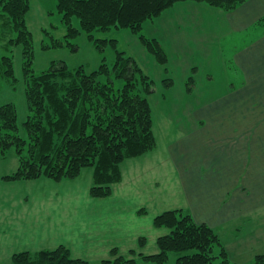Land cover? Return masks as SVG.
<instances>
[{"label": "trees", "instance_id": "obj_1", "mask_svg": "<svg viewBox=\"0 0 264 264\" xmlns=\"http://www.w3.org/2000/svg\"><path fill=\"white\" fill-rule=\"evenodd\" d=\"M249 0H58L57 13L66 31L63 39L52 40L45 48L71 47V39L82 33L127 30L137 36L146 52L168 70L170 57L156 39L142 34L146 23L160 18L177 4L197 3L233 12ZM30 0H0V87L4 78L13 79L11 56L1 53L19 46L23 51L27 103L31 114L24 123L27 138L20 134L18 112L14 104L0 107L1 156L15 150L18 170L4 177L9 182H55L78 179L86 168L93 169V199H107L123 178L125 161L143 156L156 147L153 108L150 97L156 94L155 81L145 74L138 62L116 49V40H99L116 49V63L105 62L92 72L84 66L71 71L65 62H53L35 73V42L28 28ZM78 21L79 27L75 22ZM95 42V40H94ZM97 48L102 49L100 44ZM121 80V88L116 86ZM172 82L166 79L164 82ZM194 83L189 78L187 86ZM167 84V83H166ZM172 86V85H171ZM170 86H167L169 88ZM190 89V88H189ZM142 209L139 215H145ZM156 229L169 231L157 239L158 252L153 255L130 251L120 255L117 248L102 264H138L137 258L150 264H237L231 261L218 232L207 224L197 223L183 209L168 210L154 219ZM12 264H90L74 258L71 249L61 245L37 253L23 251L13 255ZM264 264V255L253 262Z\"/></svg>", "mask_w": 264, "mask_h": 264}, {"label": "crops", "instance_id": "obj_2", "mask_svg": "<svg viewBox=\"0 0 264 264\" xmlns=\"http://www.w3.org/2000/svg\"><path fill=\"white\" fill-rule=\"evenodd\" d=\"M149 37L156 38L170 57L168 70L157 68L158 75L170 76L171 88L180 80L175 93L184 99L179 105L174 99V116H170L173 107L162 108L164 122L172 128L165 131L161 126L160 141L154 127L156 147L125 161L123 175L124 170L128 175L129 164L138 172L126 181L123 176L117 185H140L146 200L139 206L156 210L164 198L166 210L190 212L197 223L218 232L231 261L248 263L249 257L264 255V0H249L229 13L191 2L177 4L153 23ZM191 77L195 82L187 86ZM161 99L165 104L166 96ZM180 110L187 116L177 120H182L183 128L172 124ZM165 173L171 179L168 185ZM164 193L177 202L167 204ZM20 216H0V243L32 233L10 224L9 219L20 222ZM30 216L35 215L24 218L32 223ZM49 217L54 228H64L59 216ZM39 247L38 251L55 249ZM37 250L14 249L10 258Z\"/></svg>", "mask_w": 264, "mask_h": 264}, {"label": "rangeland", "instance_id": "obj_3", "mask_svg": "<svg viewBox=\"0 0 264 264\" xmlns=\"http://www.w3.org/2000/svg\"><path fill=\"white\" fill-rule=\"evenodd\" d=\"M30 3L31 10L27 21L28 28L33 33L35 42V73H41L47 70L53 62L60 61L65 62L71 71L84 66L88 72H92L98 69L103 62L112 68L117 59L116 49L125 52L126 56L132 57L138 62L145 74H148V72L153 74V76L149 77L155 81L156 94L150 97V102L153 108L155 131L160 141H162L161 126L165 127V131L169 127L172 128L170 123L164 122L162 108L169 106L171 109L175 103L174 99L178 105L182 104L184 95L175 93L180 90V80H176L173 88H167L172 83L167 81L166 84L164 80L171 79V77L166 76L162 78L161 75H158L161 72H157L156 69H161V67L154 59H148L146 50H144L145 53L142 51L145 57L142 55L141 49L143 47L138 41L137 36L127 30H112L109 33L96 32L93 39H90L88 34L82 33L79 37L71 39L75 50L71 47L45 48L47 45L52 44L50 35H46V32L56 39H63L66 34L65 29L61 25V16L56 10L58 0H30ZM158 19L154 22H157ZM75 24L79 27L78 21ZM152 26V22L146 23L142 34L149 37ZM112 39L117 41L116 49L111 43L104 45L99 42V40ZM97 44H100L102 49L97 48ZM1 53L12 57L16 80L2 79L0 107L5 104H14L16 106L20 134L23 138H27L24 123L31 112L26 96L23 51L21 47L16 46L12 48V51L5 50ZM122 85L121 80H116L118 88H121ZM169 90L171 91L168 92ZM163 96H166L165 104L161 103V97ZM177 107L179 108V106ZM178 112L176 121L172 124L174 127L183 128L184 125H181L182 120L178 122L177 120L180 118L185 120L187 116L183 114L182 110ZM186 112L189 114L188 111ZM175 113L176 111L173 107L170 116H174ZM18 168L19 161L15 150L11 149L8 151L4 158L1 156L0 149V212H3L0 216H8V214L14 216L21 215L20 222L9 219L10 224L19 231L24 230V228H30L32 232L30 235L23 236L13 242L8 240L1 242L0 264H12L10 253L14 249H18V251L22 248L37 250L42 245L57 248L59 246L56 245L60 243L71 249L74 258L86 259L90 264H102L103 260L110 259L111 251L114 249H112V246L114 245L119 246L117 251L125 257H129L132 250L137 253L153 255L158 252L157 239L169 233L166 229H156L153 223L158 215L170 210L164 208L166 206L164 198L161 206L159 205L160 207L156 210L144 205V207L139 206L146 200V192L140 185L138 188H135L136 184L130 187H126L125 185L118 186L116 184L111 197L96 201L89 194L90 188L93 186L92 168L84 169L81 176L76 180H64L62 182H55L44 178L22 182L4 180L5 176L14 174ZM126 169L128 175H125L124 170V181H126V178L131 173L136 175L138 172V168H136L134 173L130 164ZM166 176L167 173L163 174V177ZM157 177L163 178L161 175ZM167 177L169 180L166 179L165 181H167L168 185L171 179L169 176ZM137 190L140 194H138ZM158 196H161V194ZM164 197L167 204L171 205L177 202L176 200L169 201V199L174 198L166 193H164ZM123 198L128 199L127 203L120 202ZM144 208L148 210V215L146 213L142 218L137 217L136 213L142 211ZM25 214L35 215L30 216L32 223L25 221ZM47 214H50L49 216L57 215L63 219L65 221L64 228H54L52 217L47 216ZM123 215L125 218L121 217ZM128 215L134 216V219H131ZM49 240H56V243L53 242L51 245H48L47 241ZM224 240L228 241L226 237H224ZM37 252L40 251H33V253ZM249 258L250 262H253L255 259V257ZM137 260L138 264H150L139 260V258ZM175 260L176 256L172 255L169 264H175ZM232 261L236 262L237 259H233ZM250 262L248 261V263Z\"/></svg>", "mask_w": 264, "mask_h": 264}]
</instances>
